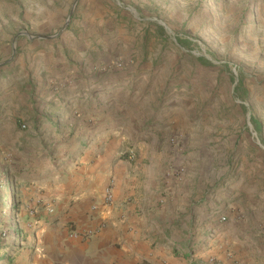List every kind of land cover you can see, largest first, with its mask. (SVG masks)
<instances>
[{
	"label": "rangeland",
	"instance_id": "rangeland-1",
	"mask_svg": "<svg viewBox=\"0 0 264 264\" xmlns=\"http://www.w3.org/2000/svg\"><path fill=\"white\" fill-rule=\"evenodd\" d=\"M154 1L0 0V264L39 262L79 155L135 151H178V261L264 264V0Z\"/></svg>",
	"mask_w": 264,
	"mask_h": 264
},
{
	"label": "crops",
	"instance_id": "crops-1",
	"mask_svg": "<svg viewBox=\"0 0 264 264\" xmlns=\"http://www.w3.org/2000/svg\"><path fill=\"white\" fill-rule=\"evenodd\" d=\"M141 1L156 6L154 0ZM111 8L103 1L97 7L102 13ZM173 105L168 112L178 128V101ZM135 152L142 156L132 162L110 161L109 154L85 162V152L78 156L85 163L78 171L54 180L53 185L60 180L62 187L49 192L52 212L39 230L44 249L37 264H183L178 259L185 257L173 252L188 243H178L175 226L178 179L172 171L178 164V151ZM94 153L101 156L100 151ZM60 170L47 169L34 180L55 179ZM111 181L113 202L109 205L104 204V194ZM94 205L97 208L92 211ZM71 231L79 235L71 237ZM87 231L93 234L81 237Z\"/></svg>",
	"mask_w": 264,
	"mask_h": 264
},
{
	"label": "built area",
	"instance_id": "built-area-1",
	"mask_svg": "<svg viewBox=\"0 0 264 264\" xmlns=\"http://www.w3.org/2000/svg\"><path fill=\"white\" fill-rule=\"evenodd\" d=\"M113 190H112V181L110 182V184L107 186V188L105 189V194H104V204H111L113 202ZM97 206L94 205L92 207V211L96 210ZM102 227V225L100 226ZM93 232L92 231H87V233H83L81 234V237L83 238H87L88 236L92 235ZM79 234L76 233L75 231H71L70 236H78Z\"/></svg>",
	"mask_w": 264,
	"mask_h": 264
},
{
	"label": "trees",
	"instance_id": "trees-1",
	"mask_svg": "<svg viewBox=\"0 0 264 264\" xmlns=\"http://www.w3.org/2000/svg\"><path fill=\"white\" fill-rule=\"evenodd\" d=\"M7 74H5V76H6ZM258 124H256V127H258L257 126ZM12 179V177H8V179H7V183H8V181H10ZM10 206H11V204H10ZM16 212H18V209L16 210ZM16 232H18L17 230H16ZM183 247H186V249H183ZM179 249H180V252H181V254L185 257V258H190L191 256H192V253L194 252V247H193V242L192 241H190V240H188V243H184L183 245H182V247L180 248L179 247ZM5 256V255H4ZM11 256V255H10ZM7 257V256H5L4 257V259L6 260V262L7 263H9V262H11V259H12V257Z\"/></svg>",
	"mask_w": 264,
	"mask_h": 264
},
{
	"label": "bare ground",
	"instance_id": "bare-ground-1",
	"mask_svg": "<svg viewBox=\"0 0 264 264\" xmlns=\"http://www.w3.org/2000/svg\"><path fill=\"white\" fill-rule=\"evenodd\" d=\"M7 200H6V202H7V205L9 206V204H10V202H11V194H10V192L8 193V195H7V198H6ZM8 206H7V209H5L6 210V212L8 211Z\"/></svg>",
	"mask_w": 264,
	"mask_h": 264
}]
</instances>
